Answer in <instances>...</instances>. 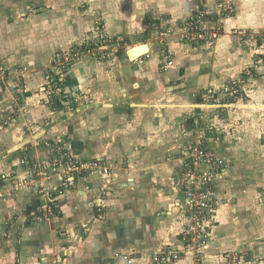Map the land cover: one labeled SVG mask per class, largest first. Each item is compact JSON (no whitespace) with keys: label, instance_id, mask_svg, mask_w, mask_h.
Masks as SVG:
<instances>
[{"label":"crops","instance_id":"crops-1","mask_svg":"<svg viewBox=\"0 0 264 264\" xmlns=\"http://www.w3.org/2000/svg\"><path fill=\"white\" fill-rule=\"evenodd\" d=\"M220 1L0 0V171L20 170L23 156L45 161L49 141L82 161L104 158L109 168L79 179L55 215L41 192L5 186L0 264H129L117 254L151 264L165 246H180L183 149L209 120L225 131L231 126L211 119L219 107L203 108L205 93L240 79L256 62L253 42L264 41V0H227L237 12L215 46L181 42L183 23L199 9L216 11ZM234 28L249 31V41ZM160 33L174 60L167 69ZM118 37L125 45L111 60L83 55L54 87L48 73L64 49ZM144 45L132 55L147 54L131 58ZM260 68L264 74V61ZM256 87L255 101L264 105V75ZM55 92L59 110L50 102ZM249 117L238 115L235 148L232 137L210 140L228 168L217 180L222 202L202 264H225L237 252L247 264H264V148L248 142L260 135ZM60 181L61 171H53L44 183ZM193 262L188 254L186 264Z\"/></svg>","mask_w":264,"mask_h":264},{"label":"built area","instance_id":"built-area-1","mask_svg":"<svg viewBox=\"0 0 264 264\" xmlns=\"http://www.w3.org/2000/svg\"><path fill=\"white\" fill-rule=\"evenodd\" d=\"M236 12V5L227 0L218 2L214 12L199 9L183 23L180 34L181 42L191 46L212 48L228 33L227 23L236 15ZM231 32L234 35L239 33L236 29H231ZM158 37L161 38L163 65L167 69L173 65L174 60L164 38L165 34L160 33ZM124 43L125 40L120 37L103 38L98 43L87 42L90 48L86 50H90L101 60H111ZM70 53H63V72L70 65L69 58L66 56ZM57 58L54 64L58 63ZM59 69L57 65H54L53 75L59 76ZM252 72H254L253 69L245 71L247 76H250ZM50 82L52 83L53 80ZM242 84V80H232L221 89H209L205 93L203 108L206 109L209 106L214 109L218 106L217 109L220 110L230 107L232 105L230 100L240 98L243 91ZM213 117L211 115V119ZM201 130L202 133L198 138L191 141L181 154L184 170L177 180L181 201L176 204L184 222L180 246H165L152 257L151 264H186L188 254L193 255L192 264H202V253L209 249L217 210L222 202L217 194V180L226 171L228 164L210 144L213 138L219 140L215 135L218 127L211 124L209 120L203 124ZM45 145L51 151V156L45 161L37 163L23 156L19 162L20 170L17 168L13 172L0 171V194L7 185H11L15 190L35 189L48 198L49 203L44 209L48 214L55 215L58 199L69 193L77 185L79 179L99 169L104 173H109V168L104 158L86 162L73 157L59 142L49 141ZM53 171H61L60 184L57 187H47L44 181L51 180ZM116 258L133 264V259L129 255L117 254ZM225 264H247V260L241 253H231L226 256Z\"/></svg>","mask_w":264,"mask_h":264},{"label":"rangeland","instance_id":"rangeland-1","mask_svg":"<svg viewBox=\"0 0 264 264\" xmlns=\"http://www.w3.org/2000/svg\"><path fill=\"white\" fill-rule=\"evenodd\" d=\"M234 29L239 31L238 36L242 37V39L244 38L243 41L244 40L249 41V39L251 38L250 37L251 35H249L250 34L249 31L247 32L244 30H240L238 28H234ZM240 32H242V33H240ZM259 41H260L259 43L262 44L261 39H259ZM95 42L98 43V42H100V40H97ZM90 43H92V42H90ZM253 43H254L253 46L255 49L254 55L256 58V62H254L253 67H251L249 69L250 70L253 69L254 72H252V74L250 76H247V74L244 73L243 76H241L240 79H238V80L243 81V84H242L243 91L240 95V98L237 100H233V99L230 100V103H232V105L230 107H227V108L225 107L224 108V109H226L225 111L221 110L222 109L221 108L220 110L219 109L215 110L214 114H211L212 116H214L213 120H215V121L219 120V119H221V120L226 119L229 121L231 126L228 128V131H225L224 128H222L220 126L218 128V132H216L217 134H215V135H217L219 141H222V142L225 141V139L232 137V138H230V142L232 143V145H231L232 148H235L237 146L236 142H238V139H236V136H235V131H237L238 129H241V126L243 125V121L240 118H238L239 113H242V115H245V113H246L247 115L250 116L249 119L251 118L252 120H255L258 123L257 129H258V132L260 135L257 133L256 130H254V133L256 135L258 134L259 136H258V138L251 137L248 140V142L250 143V145L254 144L255 147L258 146L259 148H264V105L262 103H258L257 101H255V99H257L256 98L257 92L255 91L257 88L256 85H257L258 81L261 79V77L264 75V74H262V72L260 70L261 69L260 68L261 62L264 61V41H263V45H261L262 48L258 45L257 40H255ZM124 45H125V43L120 48H122ZM89 48H90V44L85 43V44L79 45V46L74 47V48L64 49L66 53L71 52L70 54L66 55L69 58L68 63L70 65L68 68H66V70H64V72H63V62H64L63 53L61 55L58 54L59 57L58 56H57L58 58L56 57L58 60V63L54 64V61H55V58H54L53 67H54V65L55 66L57 65V67L60 68L58 70V73L60 72L59 77H63V75H65L64 74L65 72H69V70H71V68L73 67V64H75V62L77 63L83 55H88L94 59L101 60L98 57L94 56L90 52V50H86ZM59 59H61V60L59 61ZM48 74L52 75L53 74L52 70H50ZM62 86H63V82L61 83L60 87H62ZM63 90H64V87H63V89L61 88L62 92H63ZM66 101L69 102L70 99L67 98ZM50 102H51V100H50ZM245 105H247V106H245ZM248 105H250V107H248ZM239 106H240V108H239ZM236 112H238V113H236ZM251 261H250V264H251Z\"/></svg>","mask_w":264,"mask_h":264},{"label":"trees","instance_id":"trees-1","mask_svg":"<svg viewBox=\"0 0 264 264\" xmlns=\"http://www.w3.org/2000/svg\"><path fill=\"white\" fill-rule=\"evenodd\" d=\"M68 72H65V74H67ZM53 78H54V83L58 86V87H60L59 85L62 83L60 80H59V77L58 76H53ZM57 87V88H58ZM54 95H51L50 96V100H51V102H53L55 105H54V107H55V109L56 110H59V109H61V101H59L58 99V96H60V93H53ZM61 95H63L62 93H61Z\"/></svg>","mask_w":264,"mask_h":264},{"label":"water","instance_id":"water-1","mask_svg":"<svg viewBox=\"0 0 264 264\" xmlns=\"http://www.w3.org/2000/svg\"><path fill=\"white\" fill-rule=\"evenodd\" d=\"M141 49L144 50V49H148V48H147V46L144 45V46H141V47L134 48V49L130 50V51H129V54H130L131 58L135 59V58H137V57H142L143 55L147 54V52L144 51L141 55H139V56H137V57H134V56L132 55L133 52H135V51H137V50H141Z\"/></svg>","mask_w":264,"mask_h":264}]
</instances>
